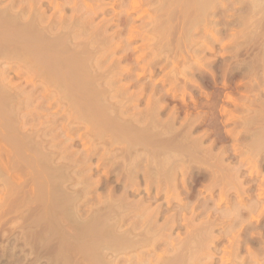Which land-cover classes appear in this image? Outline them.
I'll return each instance as SVG.
<instances>
[{"label": "rangeland", "instance_id": "rangeland-1", "mask_svg": "<svg viewBox=\"0 0 264 264\" xmlns=\"http://www.w3.org/2000/svg\"><path fill=\"white\" fill-rule=\"evenodd\" d=\"M0 264H264V0H0Z\"/></svg>", "mask_w": 264, "mask_h": 264}]
</instances>
